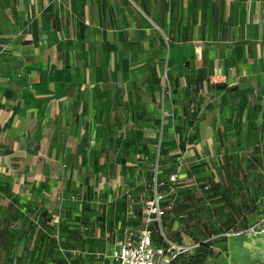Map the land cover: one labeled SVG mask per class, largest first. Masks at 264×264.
Segmentation results:
<instances>
[{"label": "crops", "instance_id": "0c3cea01", "mask_svg": "<svg viewBox=\"0 0 264 264\" xmlns=\"http://www.w3.org/2000/svg\"><path fill=\"white\" fill-rule=\"evenodd\" d=\"M237 152L264 158V0H0L9 206L105 194L116 241L142 211L124 226L115 198L142 190L153 159L185 177Z\"/></svg>", "mask_w": 264, "mask_h": 264}, {"label": "rangeland", "instance_id": "374dc122", "mask_svg": "<svg viewBox=\"0 0 264 264\" xmlns=\"http://www.w3.org/2000/svg\"><path fill=\"white\" fill-rule=\"evenodd\" d=\"M239 153L221 159L225 169L220 159L213 158L209 167L198 164L185 177L169 171L177 176L178 192L161 218V230L154 225V238L163 235L186 247L209 241L211 246L209 251H187L175 264H264V242L246 233L264 213V158H244ZM161 161L150 162L152 171L142 190L131 198H115L133 215L125 217L122 225L134 230L141 226V211L152 195V179ZM252 162L258 169L249 172ZM126 185L128 194L132 193L133 183ZM131 200L139 201L138 205ZM5 201L0 199V264H114L110 257L118 209L105 194L89 192L73 203L66 200L56 213L36 204L24 210ZM78 204L85 216L74 215L79 214L74 207Z\"/></svg>", "mask_w": 264, "mask_h": 264}, {"label": "built area", "instance_id": "2783aa9c", "mask_svg": "<svg viewBox=\"0 0 264 264\" xmlns=\"http://www.w3.org/2000/svg\"><path fill=\"white\" fill-rule=\"evenodd\" d=\"M163 78L164 82L165 75ZM157 174L155 170L152 195L143 205L141 228L133 232L125 230L114 243L110 257L114 264H173L181 254L197 247L193 244L188 247L178 245L163 235L160 236V243L153 242L151 227L155 224L157 230H161V218L172 207L171 203L165 206L161 204L175 194L177 182L175 174L168 177L167 184L158 181ZM246 233L264 242V214L249 226Z\"/></svg>", "mask_w": 264, "mask_h": 264}, {"label": "trees", "instance_id": "16d2710c", "mask_svg": "<svg viewBox=\"0 0 264 264\" xmlns=\"http://www.w3.org/2000/svg\"><path fill=\"white\" fill-rule=\"evenodd\" d=\"M157 178H158V181H161V182H164L165 184H167L168 183V177L169 176H167V177H164V176H162L160 173H159V171L157 170ZM161 191H163V189H161ZM178 192V187H177V182H176V192H175V194ZM175 194H172L171 196H169L168 198H169V201H165V202H163L161 205L162 206H165V205H167L168 203H171V204H173V201H172V197L175 195ZM167 213V212H166ZM165 213V214H166ZM45 216V215H44ZM154 225L155 224H153L152 225V229H153V227H154ZM156 226V225H155ZM160 239H161V237L160 238H158V239H156V238H154V232H153V235H152V240H153V242L154 243H160ZM208 243H209V241H204V242H202V243H197V244H195V245H197V247L195 248V250H198V249H204L205 251H209V249L208 248H210L211 246H209L208 245ZM180 257V256H179ZM179 257L174 261V263L173 264H175L176 262H177V260L179 259Z\"/></svg>", "mask_w": 264, "mask_h": 264}]
</instances>
